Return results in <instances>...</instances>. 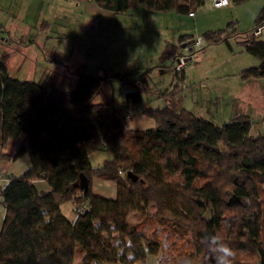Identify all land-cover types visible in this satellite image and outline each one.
Masks as SVG:
<instances>
[{
	"label": "trees",
	"instance_id": "obj_1",
	"mask_svg": "<svg viewBox=\"0 0 264 264\" xmlns=\"http://www.w3.org/2000/svg\"><path fill=\"white\" fill-rule=\"evenodd\" d=\"M208 1L94 0L114 15L140 8L189 15ZM263 23L264 7L247 36L231 23L234 31H209L203 39L209 46L236 38L259 62L241 78L264 80V36L253 35ZM194 40L182 36L164 57L175 63L182 44ZM174 76L158 99L180 95L184 71ZM114 82L121 84L123 105L115 107L114 98L98 102ZM152 95L148 74L131 79L112 69L82 76L71 92L48 93L38 83L12 78L0 60V147L23 134L15 159L28 155L31 162L20 176L4 173L0 186V264H149L153 258L157 264H215L210 234L230 244L232 264H264V136L252 134L248 114L217 126L173 102L153 108L144 101ZM131 107H142L155 126L128 129L124 119L128 110L133 116ZM97 152L110 158L94 167ZM94 179L115 183L116 198L96 196ZM38 181L50 190L40 191ZM65 203L74 205L72 222L62 213ZM135 214L140 221L130 223Z\"/></svg>",
	"mask_w": 264,
	"mask_h": 264
},
{
	"label": "rangeland",
	"instance_id": "obj_2",
	"mask_svg": "<svg viewBox=\"0 0 264 264\" xmlns=\"http://www.w3.org/2000/svg\"><path fill=\"white\" fill-rule=\"evenodd\" d=\"M263 7L264 0H250L240 6L231 3L218 9H210L206 3L197 8L195 18L178 11L161 13L140 8L127 15L94 20L93 24L88 20L81 30H72L75 35L71 38L48 39L46 36H51L48 28L44 31L37 28L30 38L15 37L10 42L0 38V60L12 78L38 83L48 93L71 92L82 76L96 77L105 69L127 73L131 79L148 74L153 95L144 97V101L148 99L151 107L160 108L173 102L177 108H185L217 126L230 123L236 114H248L252 134L264 136V80L248 83L241 78L244 69L255 67L259 62L236 38L230 39V46L226 43L208 46L204 41L184 69L185 85L180 95L168 102L158 99V93L171 89L175 80L176 62L171 56L164 57L168 46H178L185 35L197 39L204 38L209 31L229 28L232 32L231 23L241 37L247 36ZM120 85L114 82L108 86L97 101L102 103L114 98L115 107L123 105L125 95H120ZM123 90L124 94L128 91ZM131 109L133 116L126 121V127L147 129V123L140 121L148 120L142 117L143 108ZM108 157V153L98 152L92 157V165L98 166ZM38 189L42 190L41 185ZM96 192L103 197L110 195L99 189ZM1 210L0 216H3ZM155 211L152 207L151 213ZM135 218L141 217L135 214L130 220L135 222ZM157 260L150 259L149 264H157Z\"/></svg>",
	"mask_w": 264,
	"mask_h": 264
},
{
	"label": "crops",
	"instance_id": "obj_3",
	"mask_svg": "<svg viewBox=\"0 0 264 264\" xmlns=\"http://www.w3.org/2000/svg\"><path fill=\"white\" fill-rule=\"evenodd\" d=\"M111 15L114 16L111 12L97 6L94 0H0V38L5 40V42H10L15 37L25 38L28 36L30 38L32 31L37 28L43 29V31L48 28L51 34V36H46L48 39L52 37L71 38L75 35L72 30H81L88 20L89 24H93L94 20L103 21L104 18H109ZM26 31L28 33H25ZM142 117L148 119L140 120L143 123H147V129L155 126L153 119L143 115V113ZM24 140L25 136L22 134L17 140L9 141L0 147V172L20 176L31 167L28 155L15 159ZM95 154L91 156V162ZM108 158H104L98 166H101ZM35 185L37 188L41 185L42 190L40 191L50 190L49 186L47 184L44 186L42 181L36 182ZM96 187L101 193L105 191L110 195L103 197V195L96 192ZM93 192L99 197L115 199L117 196V185L110 181L94 179ZM62 213L72 222L75 219L74 205L71 203L63 204ZM140 219L135 218V222L130 219L129 221L130 223H136ZM3 222V216H0V230L3 227Z\"/></svg>",
	"mask_w": 264,
	"mask_h": 264
},
{
	"label": "built area",
	"instance_id": "obj_4",
	"mask_svg": "<svg viewBox=\"0 0 264 264\" xmlns=\"http://www.w3.org/2000/svg\"><path fill=\"white\" fill-rule=\"evenodd\" d=\"M207 3L209 4L210 9H218V8H224V7L229 6L230 0H209ZM196 10L197 9L190 11V13H189L190 18H195ZM253 35L255 37L264 36V23L261 24L260 26L256 27V29L253 32ZM203 43H204L203 37H198L197 39L192 41L189 46L184 48L183 53L181 54V56L176 61V66L174 67V71L175 72L184 71L185 67L189 64V62H191V60L193 58V54H194L193 52L195 50H198L199 48H201ZM125 115H126V117L124 120L127 121V120L131 119L132 112L130 110H128ZM4 181H5L4 173L0 172V186H1V184L4 183Z\"/></svg>",
	"mask_w": 264,
	"mask_h": 264
},
{
	"label": "clouds",
	"instance_id": "obj_5",
	"mask_svg": "<svg viewBox=\"0 0 264 264\" xmlns=\"http://www.w3.org/2000/svg\"><path fill=\"white\" fill-rule=\"evenodd\" d=\"M208 240V248L215 261V264H232L234 252L228 242L215 234H210L206 237ZM185 264H190L186 261Z\"/></svg>",
	"mask_w": 264,
	"mask_h": 264
},
{
	"label": "water",
	"instance_id": "obj_6",
	"mask_svg": "<svg viewBox=\"0 0 264 264\" xmlns=\"http://www.w3.org/2000/svg\"><path fill=\"white\" fill-rule=\"evenodd\" d=\"M190 44H191V42H188V43L182 45L181 48L184 49L187 46H189ZM129 178L133 179L134 181H137V178L132 173L129 174ZM86 184H87L86 178H85V176H82V179H81V182H80V186L82 188H84V187H86Z\"/></svg>",
	"mask_w": 264,
	"mask_h": 264
}]
</instances>
